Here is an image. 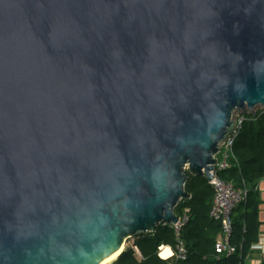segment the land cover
<instances>
[{"label":"water","instance_id":"water-1","mask_svg":"<svg viewBox=\"0 0 264 264\" xmlns=\"http://www.w3.org/2000/svg\"><path fill=\"white\" fill-rule=\"evenodd\" d=\"M260 106L264 0H0V264L176 224Z\"/></svg>","mask_w":264,"mask_h":264},{"label":"trees","instance_id":"trees-1","mask_svg":"<svg viewBox=\"0 0 264 264\" xmlns=\"http://www.w3.org/2000/svg\"><path fill=\"white\" fill-rule=\"evenodd\" d=\"M243 123L234 142L230 168L220 173L221 178L237 189L248 191L247 201L233 212V234L230 239L237 253L221 257L215 253V244L222 229L221 223L210 217L214 192L205 177L189 175L185 190L191 199L181 201L176 215L182 218L189 210V221L181 234L188 252L185 261L177 264H245L251 248L259 240V200L256 187L264 179V110L243 115ZM176 244V235L170 225H160L153 233L136 238L135 246L142 254L128 246L114 264H173L158 257L163 245ZM261 264H264L261 263Z\"/></svg>","mask_w":264,"mask_h":264},{"label":"built area","instance_id":"built-area-1","mask_svg":"<svg viewBox=\"0 0 264 264\" xmlns=\"http://www.w3.org/2000/svg\"><path fill=\"white\" fill-rule=\"evenodd\" d=\"M256 112L257 111H255V114ZM243 120V115H241L239 119L236 120V131L233 132L223 143L221 153L219 154L221 158L218 159L214 171L211 172L213 179L208 182L214 192L210 217L221 223L222 232L217 238L215 244V253L221 257H230L237 253V248L230 243L233 234V212L244 204L248 197V191L246 189H236L232 183L224 180L220 176V173L230 168L229 161L232 157L234 142L242 127ZM188 213L189 210H186L185 215L182 218H179V221L176 224L171 226L176 235L173 264L185 261L188 257V252L181 234L184 226H186L189 221ZM254 248L258 247L253 246V249Z\"/></svg>","mask_w":264,"mask_h":264},{"label":"crops","instance_id":"crops-1","mask_svg":"<svg viewBox=\"0 0 264 264\" xmlns=\"http://www.w3.org/2000/svg\"><path fill=\"white\" fill-rule=\"evenodd\" d=\"M255 189H256L257 199L260 202L259 203V222H260L259 240L254 245V246H257L258 248H254V249L253 247L251 248V251L248 253V256L246 257L245 264H261L264 262V179L261 182H259V184L257 185ZM138 237L139 236L131 238L132 243L130 244L128 243V245L127 246L125 245V246L132 247L136 251L137 259L139 261H142L143 259L142 254L140 250L135 246L136 238ZM173 256H174V249L172 246L163 245L159 248L158 257L161 260L173 261L174 260ZM116 261H113L110 264H114Z\"/></svg>","mask_w":264,"mask_h":264},{"label":"bare ground","instance_id":"bare-ground-1","mask_svg":"<svg viewBox=\"0 0 264 264\" xmlns=\"http://www.w3.org/2000/svg\"><path fill=\"white\" fill-rule=\"evenodd\" d=\"M237 189V188H236ZM124 247H122L119 251H117L116 253H114L110 258H108L106 261H104L101 264H110L113 261H116L119 256L122 254ZM169 253V252H168Z\"/></svg>","mask_w":264,"mask_h":264},{"label":"rangeland","instance_id":"rangeland-1","mask_svg":"<svg viewBox=\"0 0 264 264\" xmlns=\"http://www.w3.org/2000/svg\"><path fill=\"white\" fill-rule=\"evenodd\" d=\"M260 109H264V106L257 107V108L255 109V111H259ZM248 112H249V111H248ZM243 113H244V112H242V113L236 112V113H235V118H234V120H238L239 117H240ZM220 158H221V156L218 155V156H217V159H220ZM187 171H188V170H187ZM128 243H129V244L132 243V240L129 239V240L127 241L126 246L128 245ZM126 246H125V247H126Z\"/></svg>","mask_w":264,"mask_h":264}]
</instances>
